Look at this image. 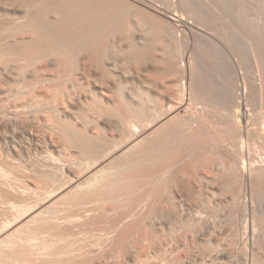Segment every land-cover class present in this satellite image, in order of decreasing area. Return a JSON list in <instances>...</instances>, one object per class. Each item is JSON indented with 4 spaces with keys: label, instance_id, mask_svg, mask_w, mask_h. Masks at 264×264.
I'll return each mask as SVG.
<instances>
[{
    "label": "bare ground",
    "instance_id": "bare-ground-1",
    "mask_svg": "<svg viewBox=\"0 0 264 264\" xmlns=\"http://www.w3.org/2000/svg\"><path fill=\"white\" fill-rule=\"evenodd\" d=\"M160 1L0 0V264H264V0Z\"/></svg>",
    "mask_w": 264,
    "mask_h": 264
},
{
    "label": "rangeland",
    "instance_id": "rangeland-1",
    "mask_svg": "<svg viewBox=\"0 0 264 264\" xmlns=\"http://www.w3.org/2000/svg\"><path fill=\"white\" fill-rule=\"evenodd\" d=\"M145 1V2H144ZM142 0V2H144V3H147L148 5L150 4L151 6H153L154 8H157L159 11H160V13H165L166 14V16H168V17H171V18H173L174 17V15H177V12H175L174 10H172V9H170V7H168L167 6V4L166 3H163L164 1H160L159 2V0L157 1V0ZM261 6V7H260ZM263 7V8H262ZM259 9H261V10H259V12L255 15V19H256V17H258L256 20L259 22V20L260 19H262L261 20V23L262 22H264V1L263 2H261L260 3V5H259ZM261 16H262V18H261ZM175 18V17H174ZM260 18V19H259ZM259 19V20H258ZM192 21V20H191ZM191 21H189V22H191ZM193 25H191L190 24V27L192 28V29H194V30H196L197 29V31H199L200 33H202L204 36L206 35L208 38H210V39H212L213 40V42H216L217 43V45H219V47H221L222 48V50H224L227 54H228V58H229V60H231V63H232V65L234 66V68H235V70L237 71V74L240 76H238L241 80L239 81V83H240V86H241V84H244L243 82H251L252 81V79L251 78H253V74L255 73V74H257V69H256V66H255V64H254V62L251 60V59H249L250 57H247V52H242V53H240V54H238L237 56L235 55V54H233L232 52H230L231 50L229 49V47L227 46V44H225V41L224 40H222V38L220 37V36H218L217 34V36L215 35V33H213L211 30H207V29H205L204 27H202V26H198V24H195V23H192ZM194 24L196 25V26H194ZM199 27H201L200 29H199ZM191 51H189L188 53H190ZM226 54V55H227ZM241 55H242V57H241ZM245 56V57H244ZM243 58L244 60L245 59H248L249 61H247L248 62V65H247V63H246V60L243 62L242 60H240L239 58ZM240 60V61H239ZM242 61V62H241ZM252 63H251V62ZM240 62H241V64H240ZM249 62H250V64H249ZM243 63V64H242ZM243 65V66H242ZM245 65V66H244ZM251 65V66H250ZM249 67V68H247V67ZM255 68H254V67ZM245 69H244V68ZM252 68V71L251 70H249V69H251ZM247 69V70H246ZM254 70V71H253ZM251 72V73H250ZM246 73L248 74V75H246ZM248 77V78H247ZM238 78V79H239ZM244 78V79H243ZM251 81H250V80ZM242 80H245V81H242ZM35 123V122H34ZM35 126L37 127V125L35 124ZM7 134H9V133H7ZM102 244H104L103 245V248H104V246H105V243L104 242H102ZM102 244L100 243V244H98L96 247L95 246H91V248L90 247H85V248H83V249H91L92 250V247H94V249H96V250H94V252H100V251H102L103 250V248H101L102 247ZM99 245H101V246H99ZM82 249V250H83Z\"/></svg>",
    "mask_w": 264,
    "mask_h": 264
}]
</instances>
